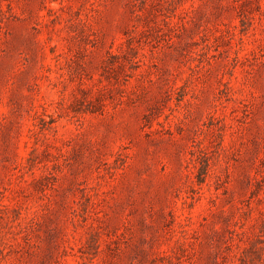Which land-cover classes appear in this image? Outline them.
Here are the masks:
<instances>
[{"label":"rangeland","instance_id":"obj_1","mask_svg":"<svg viewBox=\"0 0 264 264\" xmlns=\"http://www.w3.org/2000/svg\"><path fill=\"white\" fill-rule=\"evenodd\" d=\"M0 264H264V0H0Z\"/></svg>","mask_w":264,"mask_h":264}]
</instances>
